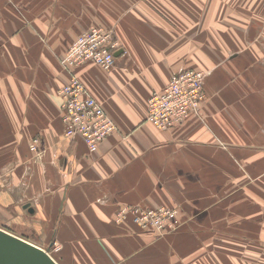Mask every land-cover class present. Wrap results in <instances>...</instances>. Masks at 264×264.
Listing matches in <instances>:
<instances>
[{"label":"crops","instance_id":"0c3cea01","mask_svg":"<svg viewBox=\"0 0 264 264\" xmlns=\"http://www.w3.org/2000/svg\"><path fill=\"white\" fill-rule=\"evenodd\" d=\"M90 27L120 45L111 70L72 69L117 125L93 154L59 95ZM183 69L205 72L201 115L158 129L147 101ZM126 206L181 224L117 222ZM0 229L60 244L57 264H264V0H0Z\"/></svg>","mask_w":264,"mask_h":264},{"label":"built area","instance_id":"2783aa9c","mask_svg":"<svg viewBox=\"0 0 264 264\" xmlns=\"http://www.w3.org/2000/svg\"><path fill=\"white\" fill-rule=\"evenodd\" d=\"M119 47V41L112 31L91 27L74 40L63 58L64 66L70 71L67 83L59 90L65 134L67 137H79L92 154L97 153L101 143L117 131V125L72 69L93 63L105 70H111L115 65V52ZM205 76L204 71L195 69H183L173 73L168 85L149 97L146 121L158 129L170 130L183 124L192 115L199 116L206 97ZM39 141L38 138L34 139L31 150L41 155ZM179 215L177 209L163 206H126L118 212L116 221L122 222L131 216L142 229L157 235H166L179 228ZM60 249V244L54 243L51 250L55 253ZM47 253L54 260L53 252Z\"/></svg>","mask_w":264,"mask_h":264},{"label":"water","instance_id":"95a60500","mask_svg":"<svg viewBox=\"0 0 264 264\" xmlns=\"http://www.w3.org/2000/svg\"><path fill=\"white\" fill-rule=\"evenodd\" d=\"M0 264H56V262L40 246L0 229Z\"/></svg>","mask_w":264,"mask_h":264},{"label":"rangeland","instance_id":"374dc122","mask_svg":"<svg viewBox=\"0 0 264 264\" xmlns=\"http://www.w3.org/2000/svg\"><path fill=\"white\" fill-rule=\"evenodd\" d=\"M90 28H91V27H90ZM106 30H107V29H106ZM115 57H116V56H115ZM200 112H201V111H200ZM200 115H201V114H200ZM200 115H199V116H200ZM46 252H50V253H52V252H54V251L51 250V249H47Z\"/></svg>","mask_w":264,"mask_h":264}]
</instances>
